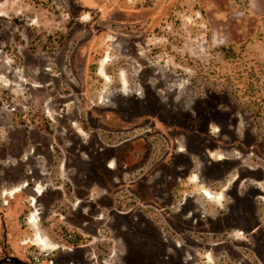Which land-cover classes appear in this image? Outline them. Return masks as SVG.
<instances>
[{
  "label": "rangeland",
  "instance_id": "374dc122",
  "mask_svg": "<svg viewBox=\"0 0 264 264\" xmlns=\"http://www.w3.org/2000/svg\"><path fill=\"white\" fill-rule=\"evenodd\" d=\"M229 46L264 98V0H0V264H264Z\"/></svg>",
  "mask_w": 264,
  "mask_h": 264
},
{
  "label": "trees",
  "instance_id": "16d2710c",
  "mask_svg": "<svg viewBox=\"0 0 264 264\" xmlns=\"http://www.w3.org/2000/svg\"><path fill=\"white\" fill-rule=\"evenodd\" d=\"M241 49L242 46L238 48L239 51L234 46L220 49L222 61L230 66V74L226 73L224 78L233 89V95L246 105L253 121L260 123L264 113V98L257 89L261 71L247 65Z\"/></svg>",
  "mask_w": 264,
  "mask_h": 264
},
{
  "label": "bare ground",
  "instance_id": "6f19581e",
  "mask_svg": "<svg viewBox=\"0 0 264 264\" xmlns=\"http://www.w3.org/2000/svg\"><path fill=\"white\" fill-rule=\"evenodd\" d=\"M205 193H206L205 194L206 195V198H209V199L212 198V195L210 193H208V192H205Z\"/></svg>",
  "mask_w": 264,
  "mask_h": 264
},
{
  "label": "flooded vegetation",
  "instance_id": "af4514ba",
  "mask_svg": "<svg viewBox=\"0 0 264 264\" xmlns=\"http://www.w3.org/2000/svg\"><path fill=\"white\" fill-rule=\"evenodd\" d=\"M7 261V260H6Z\"/></svg>",
  "mask_w": 264,
  "mask_h": 264
}]
</instances>
